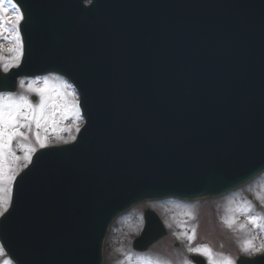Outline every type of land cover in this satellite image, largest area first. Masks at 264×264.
I'll use <instances>...</instances> for the list:
<instances>
[{"label":"water","instance_id":"water-1","mask_svg":"<svg viewBox=\"0 0 264 264\" xmlns=\"http://www.w3.org/2000/svg\"><path fill=\"white\" fill-rule=\"evenodd\" d=\"M16 1L24 15V19L20 23L24 55L19 68L12 70L11 74L9 73L11 80H14L16 75L39 73L44 69H58L68 74L73 80L77 78L80 82L85 81L84 74H75L74 69L66 62L65 45L72 33L71 20L57 21L52 15L47 14L46 10L44 13L35 8L29 0ZM62 1L73 4L76 2V0ZM105 5L104 2L93 0L88 10H92L96 15L97 9H101ZM52 7L61 10L60 5H53ZM86 10H83V13ZM136 24L143 29L145 28L143 22H137ZM86 30H81L77 39L82 42L81 49L88 54H92V47H95L97 42L99 44L100 36ZM263 32L264 24L259 33L263 34ZM150 34L151 32L144 30V32L137 35L140 41L138 49L127 54L121 53L119 66H127L129 71L127 69L117 71L114 67L107 66L105 68L106 76L93 89V92L81 96L80 104L85 109L90 110L91 116L88 120L86 118L85 126L79 131L78 141L74 145L69 144L70 146L61 150V152L51 149L52 154L48 153L40 156L47 150L38 151L28 167V169L31 168L35 162L37 164L41 158L44 160L52 158L53 160L47 164L48 166L55 165L57 161L72 152L74 157L65 161L72 169L79 168L83 174L81 183L85 188L84 191H74L72 186L75 185V182L71 183L70 189L69 185L65 184V191L68 194H66L67 196L63 195V197L68 198L71 204L76 205L72 210L74 221H77L78 217L83 219L85 223L83 221L77 222L79 234L83 238H72V241L68 243L69 245L63 247L62 250L51 248L55 255L60 257L63 264H100V242H102L108 221L117 213L118 209H125L139 199L166 191V189L170 191L172 187H177L179 193H183L182 189L184 188H196L204 191L201 192L203 194H217L225 190L226 187H233L247 180L264 167V160L259 162L257 166H247L244 161H241L243 164H230L226 172L211 167L204 174L201 169L202 165H199V163L215 158L202 142L188 147L184 143V139L180 137L170 136L155 129L144 131L143 127H149L148 122L152 123L154 117L163 108L169 111V103L182 104L188 101L190 97L189 95H179V97L172 99L166 98L167 95L165 94L167 93H170V96L176 94L172 93L175 92L171 91L172 89L168 90L169 92L164 91L165 89L170 88V86L180 87V85L177 82L164 85L159 72L151 65L154 62L144 51L145 40L147 35ZM85 39L88 46L83 42ZM252 39L253 36L246 39V44L251 42ZM195 45V42L192 43L193 47ZM186 51L192 54L193 57L198 56L192 49L187 48ZM260 72L261 69H256L253 75ZM126 75L124 88L119 90V93L115 96L116 80L119 76L124 77ZM8 78V76L0 74V89L8 85V87L13 86ZM168 79L167 81H172V76H169ZM223 80L224 78L221 81ZM182 88L184 87L182 86ZM256 90L255 85L248 83L241 90V93L243 97H248L252 95L251 92ZM191 92L187 91L184 94L191 95ZM238 106L243 105L238 103ZM251 108L252 110L264 112V99L259 98ZM167 116H164L166 127L177 134L173 128L169 127ZM132 132H135V134ZM177 136L179 135L177 134ZM185 141L190 143L187 139ZM259 142L252 141L249 144V150L259 145ZM122 147H125V152L122 151V155L117 156L119 154H116V149ZM109 151L112 152L110 155ZM126 152L131 156L139 153L140 156L134 161ZM246 153V151H243L241 154L245 156ZM58 173V178L61 180H65L68 174L65 169L59 170ZM21 175L13 185L14 191ZM69 212L71 210L68 207L65 214ZM145 215L144 229L133 243L137 250L148 247L149 244L165 233L160 221L151 210H146ZM0 240L8 254L15 260L16 257L8 250L2 235H0ZM27 256L24 258L25 264H36V261L44 262L46 260L41 256H35V261L31 263L30 259L32 257ZM68 257L72 258L69 259ZM237 264H264V256L255 258L240 256Z\"/></svg>","mask_w":264,"mask_h":264},{"label":"rangeland","instance_id":"rangeland-1","mask_svg":"<svg viewBox=\"0 0 264 264\" xmlns=\"http://www.w3.org/2000/svg\"><path fill=\"white\" fill-rule=\"evenodd\" d=\"M7 15L11 16V11ZM6 27H10V25H6ZM14 35L15 32L4 33L6 39H0V45L3 46L4 52V55L0 56V69L2 70L6 66L9 68L17 65V62L13 59L15 53H8V49L14 46L10 42L11 37ZM44 77H48L53 84H59L61 81L57 75H47L27 81L24 78H20L13 94L17 96L25 95L29 100L31 95H36L37 102L32 103L30 101L33 105H37L39 103V95L29 92L27 84L29 81H35V86L41 87L43 86L42 81ZM21 81L25 82L23 86L20 83ZM69 99H72V97H69ZM55 119L58 121L56 125L57 129L65 128L67 130L53 131L51 126L46 133L42 130L41 135H47L46 145L50 143L56 144L57 142H71L77 132V126L80 127L82 124L81 119L74 122L72 117L69 116L67 119H64L59 113H57ZM20 142L29 143L35 149L40 147L31 133H29L27 141L21 140ZM13 149L16 155L20 157L19 160L14 162V171H17L28 161L23 159L24 152L16 146L15 141ZM256 178L258 180L256 179L249 184L247 183L239 187L234 192L235 194H227L221 197H207L190 202L168 198L163 201L144 200L133 204L110 221L101 242L102 262L100 263L125 264L123 258L130 254L132 257H137L136 264H147L152 259L155 262H159V264H185L187 259L186 264H188L187 254L196 253L202 255L206 260V264H209V259L204 254L189 251V248H197L203 245L211 249L212 258L216 261L230 257L234 261V264L239 254L255 255L264 253V247H262L264 246V228H254L248 223L249 216L257 215L264 217V172ZM249 205L251 207L247 214L240 211V209L246 208ZM147 208L157 213L167 230V234L158 242L151 245L148 251L137 252L131 248V240L141 230L143 225V210ZM229 210L237 211L236 215H233L234 218L227 215ZM188 213L190 215H187ZM260 223L264 225V220H261ZM240 224H244L245 228L241 229L239 227ZM189 235H194V239L189 241ZM245 240L253 241V247L261 248V251L259 253L243 251L242 247ZM174 242L178 243L177 247L173 246ZM138 258L140 261H138ZM5 259L8 260V258L4 257V254L0 253V262ZM10 264L12 263L10 262Z\"/></svg>","mask_w":264,"mask_h":264},{"label":"snow or ice","instance_id":"snow-or-ice-1","mask_svg":"<svg viewBox=\"0 0 264 264\" xmlns=\"http://www.w3.org/2000/svg\"><path fill=\"white\" fill-rule=\"evenodd\" d=\"M10 11L12 13L11 16L7 15ZM23 19L24 15L15 0H0V39H6L4 33L15 32L10 41L14 46L8 49V53H15L13 59L17 63L22 54L18 26ZM6 25H10V27H6ZM2 55H4L3 46L0 45V56ZM4 70H8L7 66ZM20 83L23 86L25 82L21 81ZM35 85V81H29L27 90L39 95V103L37 105H33L25 95L17 96L13 93H0V215H3L8 209L12 192L10 183L16 178L14 162L20 159L13 149L14 141L16 142V146L24 152L23 159L30 162L32 153L36 149L29 143L20 142L21 140L27 141L29 133H31L40 147H45L47 135L42 136V130L46 133L50 126L53 131L67 130L65 128L57 129L56 125L58 121L55 119L57 113L64 119H67L69 116L72 117L74 122L80 119V104L75 99V93L72 91L71 85L62 80L59 84H53L48 77L43 78V86L37 87ZM69 97H72V99H69ZM77 131H79L78 126ZM250 207L249 205L246 208L240 209V211L247 214ZM187 215H190V213ZM261 220H264V217H248V223L254 228H264V225L260 223ZM239 227L243 229L245 225L240 224ZM193 239L194 235L188 236L189 241ZM242 250L259 253L261 248H255L253 247V241L245 240ZM189 251L204 254L208 257L209 264H234V261L230 257H225L221 261L213 259L212 251L206 245L189 248ZM2 252L3 249L0 248V253ZM0 264H10V261L5 259ZM148 264H151V262H148ZM156 264H159V262H156Z\"/></svg>","mask_w":264,"mask_h":264},{"label":"bare ground","instance_id":"bare-ground-1","mask_svg":"<svg viewBox=\"0 0 264 264\" xmlns=\"http://www.w3.org/2000/svg\"><path fill=\"white\" fill-rule=\"evenodd\" d=\"M236 213H237V211L229 210L228 213H227V215H229V216H231L232 218H234L233 215H236ZM121 261H122V259H121ZM121 261H120V262H121ZM123 262H124L125 264H136L135 259L131 258L129 255H128V256H124V258H123Z\"/></svg>","mask_w":264,"mask_h":264}]
</instances>
